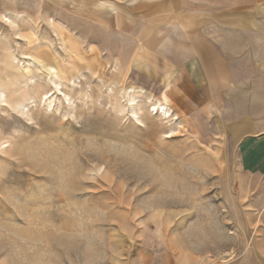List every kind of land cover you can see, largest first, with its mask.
<instances>
[{"label": "rangeland", "instance_id": "rangeland-1", "mask_svg": "<svg viewBox=\"0 0 264 264\" xmlns=\"http://www.w3.org/2000/svg\"><path fill=\"white\" fill-rule=\"evenodd\" d=\"M233 2L0 0V264H217L264 237L238 67L198 92Z\"/></svg>", "mask_w": 264, "mask_h": 264}, {"label": "crops", "instance_id": "crops-1", "mask_svg": "<svg viewBox=\"0 0 264 264\" xmlns=\"http://www.w3.org/2000/svg\"><path fill=\"white\" fill-rule=\"evenodd\" d=\"M213 17L227 20H219L220 25L217 27H220V30L214 29L216 33H220L218 37L212 39L214 42L211 45L209 43L203 45L202 42L199 43L200 46L198 45L199 53L196 50L195 55L199 59L201 57L204 59L203 72L207 82L202 89L197 87L200 89L198 92L206 98L211 96L223 98L224 79L229 72L225 66L236 65L238 76L235 86V112L252 118L246 136L263 135L264 0H234L226 9L215 12ZM222 23L225 26H221ZM246 67H251V70ZM250 243L245 252L235 257H225L217 264H264V237H256ZM156 264L201 263L191 252L182 254L163 251L159 253Z\"/></svg>", "mask_w": 264, "mask_h": 264}, {"label": "bare ground", "instance_id": "bare-ground-1", "mask_svg": "<svg viewBox=\"0 0 264 264\" xmlns=\"http://www.w3.org/2000/svg\"><path fill=\"white\" fill-rule=\"evenodd\" d=\"M26 72H31V69L30 70H28V67H27V71ZM31 76V75H30ZM31 78V77H30ZM53 81V80H52ZM52 83H54L55 84V87H59V83L56 81H54V82H52ZM53 87V86H52ZM54 88V87H53ZM56 88V89H57ZM56 89H55V91H56ZM54 90V89H53ZM57 91H59V90H57ZM130 102H134L135 101V97L132 95V93L134 94V92H138L135 88H133V87H131V89H130ZM61 93V92H60ZM160 103V102H159ZM158 111H160V112H162V114L165 116V117H167V118H169L170 120H172V119H174L173 117H172V113L170 112V108H168L165 104H163V103H160V105H159V107H158ZM177 119V118H176Z\"/></svg>", "mask_w": 264, "mask_h": 264}]
</instances>
